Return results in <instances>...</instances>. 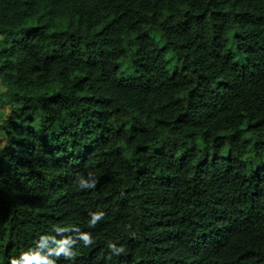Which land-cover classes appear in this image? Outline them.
Wrapping results in <instances>:
<instances>
[{"label":"trees","instance_id":"16d2710c","mask_svg":"<svg viewBox=\"0 0 264 264\" xmlns=\"http://www.w3.org/2000/svg\"><path fill=\"white\" fill-rule=\"evenodd\" d=\"M0 42V264H264V0H0Z\"/></svg>","mask_w":264,"mask_h":264},{"label":"rangeland","instance_id":"374dc122","mask_svg":"<svg viewBox=\"0 0 264 264\" xmlns=\"http://www.w3.org/2000/svg\"><path fill=\"white\" fill-rule=\"evenodd\" d=\"M153 39L160 44L157 35L153 36ZM2 47V43L0 42V48ZM240 64V62H238ZM120 78L121 79H129L132 76L130 69H128L125 65L120 64ZM11 104L5 99V97L0 95V121L5 117L6 113L10 109ZM1 140V133H0Z\"/></svg>","mask_w":264,"mask_h":264},{"label":"clouds","instance_id":"9594fccd","mask_svg":"<svg viewBox=\"0 0 264 264\" xmlns=\"http://www.w3.org/2000/svg\"><path fill=\"white\" fill-rule=\"evenodd\" d=\"M80 184L83 185L84 182L81 180ZM88 187H91V185H88ZM12 264H33V260L28 258L27 254H22L21 259L19 260L13 259Z\"/></svg>","mask_w":264,"mask_h":264}]
</instances>
